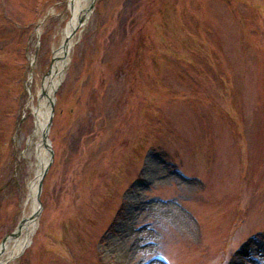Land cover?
<instances>
[{"label": "rangeland", "instance_id": "rangeland-1", "mask_svg": "<svg viewBox=\"0 0 264 264\" xmlns=\"http://www.w3.org/2000/svg\"><path fill=\"white\" fill-rule=\"evenodd\" d=\"M69 1L0 0V243L31 206L22 154ZM93 3L7 264H264V0Z\"/></svg>", "mask_w": 264, "mask_h": 264}, {"label": "bare ground", "instance_id": "bare-ground-1", "mask_svg": "<svg viewBox=\"0 0 264 264\" xmlns=\"http://www.w3.org/2000/svg\"><path fill=\"white\" fill-rule=\"evenodd\" d=\"M92 1L94 0L69 1L73 16L64 30L63 41L55 50V61L50 70V74L44 79L43 85L38 91V94L40 95L42 92L43 96L40 97L39 104L32 103V112L35 116V128L32 135L28 138L27 147L22 154L23 157L27 158V160L32 163V166L33 164L38 165L36 169L34 168L35 175L29 185V200L31 201V206L21 220L20 234L17 238L15 237L5 244L4 252L0 255V264H7L18 257L19 253L30 245V239L36 229L37 222L35 217L38 214L37 191L39 178L49 159V150L42 141L43 128L49 114L48 99L52 97L53 89L58 86L59 82H57V79L62 75L69 61V59L67 60L65 58L72 48V45L76 42L77 29L86 22Z\"/></svg>", "mask_w": 264, "mask_h": 264}, {"label": "water", "instance_id": "water-1", "mask_svg": "<svg viewBox=\"0 0 264 264\" xmlns=\"http://www.w3.org/2000/svg\"><path fill=\"white\" fill-rule=\"evenodd\" d=\"M94 1H92L91 3V8L93 6V3ZM55 90H56V87L53 89V92H52V97L49 98L51 100V110H50V113L47 117V121H46V124L43 128V134H42V140H43V143L45 144V146L49 149V160L47 162V164L44 166L43 170H42V174L40 176V186L38 188V191H37V200H38V214L36 215L35 219L37 221L39 215H40V212L42 210V203H41V184H42V178L44 177V175L46 174L50 164L52 163V159H53V156H54V151L52 149V144H51V141H50V138H49V131H50V126H51V123H52V118H53V114H54V108H53V103H54V95H55ZM43 96V93L41 92L39 97ZM21 223V222H20ZM20 225H18V227L16 228L15 231H13L10 235H7L4 237V239L2 240V242L0 243V255L2 254V252H4V246L5 244L13 239V238H17V236L20 234ZM24 250V249H23ZM22 250V251H23ZM21 251V252H22Z\"/></svg>", "mask_w": 264, "mask_h": 264}]
</instances>
